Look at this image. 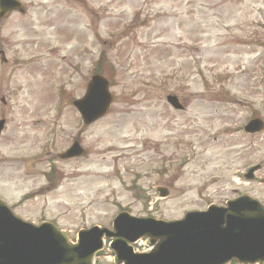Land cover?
Segmentation results:
<instances>
[{
	"label": "rangeland",
	"instance_id": "374dc122",
	"mask_svg": "<svg viewBox=\"0 0 264 264\" xmlns=\"http://www.w3.org/2000/svg\"><path fill=\"white\" fill-rule=\"evenodd\" d=\"M20 1L25 14L0 23V199L17 217L74 242L122 211L174 221L264 203V131L242 132L264 121V0ZM96 73L113 100L83 129L71 101ZM79 137L85 156L56 160ZM94 264L117 263L106 247Z\"/></svg>",
	"mask_w": 264,
	"mask_h": 264
},
{
	"label": "water",
	"instance_id": "95a60500",
	"mask_svg": "<svg viewBox=\"0 0 264 264\" xmlns=\"http://www.w3.org/2000/svg\"><path fill=\"white\" fill-rule=\"evenodd\" d=\"M14 9H20L15 0H0V17ZM108 87L103 77L92 76L84 96L72 103L85 126L106 115L112 101ZM166 102L176 111L182 109L174 96H168ZM2 125L0 121V131ZM263 129L262 121L253 120L244 131L254 134ZM82 155L74 144L58 158ZM255 170L245 179H251ZM166 195L161 192V197ZM104 238L114 239L109 248L119 264H264V205L243 196L225 207L210 205L204 212H189L171 222L120 213L112 231L97 227L81 230L72 244L54 225L24 222L0 201V264H93L104 248ZM145 239L151 251L134 253L131 245Z\"/></svg>",
	"mask_w": 264,
	"mask_h": 264
},
{
	"label": "flooded vegetation",
	"instance_id": "af4514ba",
	"mask_svg": "<svg viewBox=\"0 0 264 264\" xmlns=\"http://www.w3.org/2000/svg\"><path fill=\"white\" fill-rule=\"evenodd\" d=\"M24 14V13H23ZM23 14H19V13H17V12H10L6 17H5V19H3V20H0V23H3V22H5V21H8L12 16H14V15H23ZM1 25V24H0ZM1 55H3V53L1 52ZM4 60V59H3ZM3 105H5V103H3ZM84 129V128H83ZM73 142H77V143H79L80 144V137L79 138H73V140H71V144L73 143ZM71 161H74V160H71ZM158 187V188H157ZM160 189L161 188H159V186H156L155 187V192H156V197H159L160 195H159V191H160Z\"/></svg>",
	"mask_w": 264,
	"mask_h": 264
}]
</instances>
